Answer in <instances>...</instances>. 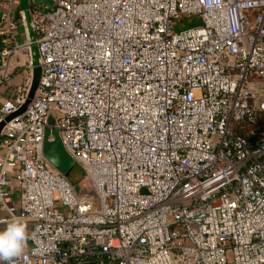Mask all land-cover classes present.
<instances>
[{
	"label": "built area",
	"instance_id": "2783aa9c",
	"mask_svg": "<svg viewBox=\"0 0 264 264\" xmlns=\"http://www.w3.org/2000/svg\"><path fill=\"white\" fill-rule=\"evenodd\" d=\"M16 3L0 0V83L27 72L0 105V225L29 238L3 264H264V133L236 130L264 112V0H52L28 9L32 41ZM33 45L39 84L6 122ZM47 131L90 194L47 160Z\"/></svg>",
	"mask_w": 264,
	"mask_h": 264
},
{
	"label": "water",
	"instance_id": "95a60500",
	"mask_svg": "<svg viewBox=\"0 0 264 264\" xmlns=\"http://www.w3.org/2000/svg\"><path fill=\"white\" fill-rule=\"evenodd\" d=\"M30 7V4L28 3V0H21V6L20 10L23 11L24 17H25V22H26V28L28 32V37L32 41L34 39V36L29 29V14H28V9ZM31 54H32V83L31 87L27 96V99L25 103L14 113L6 116L5 121H10L14 117L21 115L25 112L27 109L29 103L31 102L34 93L37 89V86L39 84L40 80V68L38 66V51L37 47L33 45L31 47ZM4 127V121L0 122V140H1V135H2V130ZM54 139L53 141L48 140L49 133L47 132L45 135V140H44V155L47 158V160L60 172L65 174L68 170V167L70 164L73 163V160L69 158V156L66 154L64 151L60 140L58 138V135L56 132L52 133ZM66 176V175H65ZM68 179V178H67ZM75 264H98L97 262L94 261H86V262H81V263H75Z\"/></svg>",
	"mask_w": 264,
	"mask_h": 264
},
{
	"label": "crops",
	"instance_id": "0c3cea01",
	"mask_svg": "<svg viewBox=\"0 0 264 264\" xmlns=\"http://www.w3.org/2000/svg\"><path fill=\"white\" fill-rule=\"evenodd\" d=\"M28 3L31 5H35L38 7H49L52 3V0H28ZM21 6V0H17L16 6H14V9L12 10V17L17 20L18 19V12L20 11ZM0 15H1V8H0ZM15 40L21 43L25 39V29L22 25H18V28L13 31ZM10 39L8 38L7 32H5V26L0 21V58H1V51L5 47L10 46ZM19 57L23 58L21 54H18ZM27 76V72L25 68L18 67L15 71L13 76L11 77V80L9 83H0V105L8 99L15 89V87L19 84H21L24 79ZM19 200H20V191L18 190L16 184L14 182L11 183V186L9 188V197L7 199V204L9 206L18 207L19 206ZM6 217L5 211L0 207V219H3ZM6 226V224H1L0 229H3ZM29 230V226L27 225V231Z\"/></svg>",
	"mask_w": 264,
	"mask_h": 264
},
{
	"label": "clouds",
	"instance_id": "9594fccd",
	"mask_svg": "<svg viewBox=\"0 0 264 264\" xmlns=\"http://www.w3.org/2000/svg\"><path fill=\"white\" fill-rule=\"evenodd\" d=\"M27 224L20 218H12L0 229V264L22 255L28 241Z\"/></svg>",
	"mask_w": 264,
	"mask_h": 264
},
{
	"label": "rangeland",
	"instance_id": "374dc122",
	"mask_svg": "<svg viewBox=\"0 0 264 264\" xmlns=\"http://www.w3.org/2000/svg\"><path fill=\"white\" fill-rule=\"evenodd\" d=\"M198 24L199 20L196 17H178L173 20V29L174 31H180ZM48 123L50 126L54 125L55 119L53 115H50ZM65 175L70 183L76 187V189L82 191L85 195L90 194L87 183L83 179L82 168L77 162L73 161V163L69 165Z\"/></svg>",
	"mask_w": 264,
	"mask_h": 264
},
{
	"label": "trees",
	"instance_id": "16d2710c",
	"mask_svg": "<svg viewBox=\"0 0 264 264\" xmlns=\"http://www.w3.org/2000/svg\"><path fill=\"white\" fill-rule=\"evenodd\" d=\"M241 125L244 126L243 129H241ZM241 125H237L236 130L238 133H240L241 135H243L245 137L247 136L246 129L248 127L254 129L256 131V133H258V134L264 133V112H262L258 115V118H257V121L255 124L248 125L247 123H243Z\"/></svg>",
	"mask_w": 264,
	"mask_h": 264
}]
</instances>
